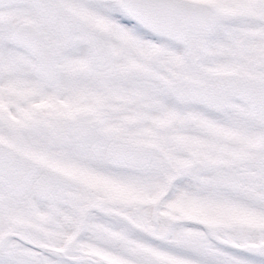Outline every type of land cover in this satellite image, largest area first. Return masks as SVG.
<instances>
[{"label": "snow or ice", "instance_id": "1", "mask_svg": "<svg viewBox=\"0 0 264 264\" xmlns=\"http://www.w3.org/2000/svg\"><path fill=\"white\" fill-rule=\"evenodd\" d=\"M0 264H264V0H0Z\"/></svg>", "mask_w": 264, "mask_h": 264}]
</instances>
